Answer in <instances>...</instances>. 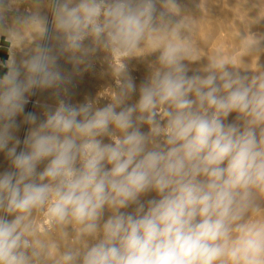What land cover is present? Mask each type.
Segmentation results:
<instances>
[{
  "label": "clouds",
  "instance_id": "9594fccd",
  "mask_svg": "<svg viewBox=\"0 0 264 264\" xmlns=\"http://www.w3.org/2000/svg\"><path fill=\"white\" fill-rule=\"evenodd\" d=\"M35 4L9 23L11 5L0 0L12 49L22 43L16 24L39 36L19 61L10 51L0 62V153L9 162L0 264H264V70L239 71L221 52L192 69L193 21L180 0ZM261 47L264 34L253 33L241 52ZM99 52L119 61L117 90L102 107L73 103L69 85ZM153 54L137 86L127 61ZM36 90L57 101L40 105L42 119L25 111Z\"/></svg>",
  "mask_w": 264,
  "mask_h": 264
},
{
  "label": "rangeland",
  "instance_id": "374dc122",
  "mask_svg": "<svg viewBox=\"0 0 264 264\" xmlns=\"http://www.w3.org/2000/svg\"><path fill=\"white\" fill-rule=\"evenodd\" d=\"M180 2L185 7V15L193 21V27L188 35L194 52L199 59L191 64L192 69L204 67L208 62V58L216 52H221L225 57L236 59L237 70L246 71L249 75L255 73L257 66H260L259 64H264V59L261 60L264 58V47H261L259 52L251 55L241 54V45L244 38L254 32L264 34V20H261L259 24L255 23L258 17H264V0H180ZM9 3L11 11L6 14L9 23L16 16L23 18L36 11L35 0H9ZM42 12L48 16L50 15L47 7H44ZM15 28L19 34V40L22 41L20 46L15 49L11 48L7 35L0 32L1 53L3 49L5 50V57L1 62L8 59L10 51L15 52L19 61L23 52L33 47L39 39L38 33L32 24L20 23L16 24ZM231 42L233 45H231ZM240 55H243L242 58L246 59L243 58L242 61ZM155 58L156 54H153L134 57L127 61L128 71L137 86L148 76V64L154 61ZM58 62L66 69L70 70L72 68V65L68 64L63 57ZM118 67L119 61L115 63L109 54L97 53L93 58V66L88 71L74 77L73 83L69 85L71 101L79 103L83 102L85 98H90L100 107L109 103L111 93L117 90L115 70H118ZM260 67L262 68V66ZM1 68L0 75L6 71L5 68ZM136 98L137 96L134 95L133 100ZM56 103V99L52 96V90H36V94L30 97V103L26 105L25 111L31 109V112H35L42 119L44 109L40 105L54 106ZM234 117L235 114L233 113L228 119L232 120ZM22 119V116L17 117L20 127L15 132V135L21 140L28 128V125L22 123ZM8 167L9 162L5 159L4 154L0 153V172ZM153 195L154 193L144 199L151 198ZM105 215L107 216L108 213Z\"/></svg>",
  "mask_w": 264,
  "mask_h": 264
},
{
  "label": "bare ground",
  "instance_id": "6f19581e",
  "mask_svg": "<svg viewBox=\"0 0 264 264\" xmlns=\"http://www.w3.org/2000/svg\"><path fill=\"white\" fill-rule=\"evenodd\" d=\"M244 20H246V19H244ZM49 21H51V13H50V15H49ZM247 22V21H246ZM240 23V22H239ZM248 23V22H247ZM214 33V32H213ZM212 33V34H213ZM255 33V32H254ZM214 35V34H213ZM230 38V37H229ZM199 39V38H198ZM228 40V39H227ZM226 42V41H225ZM228 42V41H227ZM45 43H48V41H45ZM196 43V42H195ZM232 43V42H231ZM231 45H233V43L231 44ZM242 54V53H241ZM264 54V53H263ZM242 56L243 55H240L239 57H241L242 58ZM244 58V57H243ZM243 58H242V61H243ZM244 59H246V58H244ZM264 58H262L261 60H263ZM238 60H241V59H238ZM258 60V59H257ZM239 62H241V61H239ZM264 62V61H263ZM260 63H262L261 61H260ZM240 64V63H239ZM241 64H243V63H241ZM260 66H262V68H264V64H259ZM261 68V69H262ZM264 70V69H263ZM252 74H255L254 72L252 73ZM101 85V84H100ZM103 93V92H102ZM28 111H31V109H28ZM26 125V124H25ZM27 126V125H26ZM24 137V136H23ZM23 137H22V140H23ZM21 147H22V145H21ZM20 150V149H19ZM58 238V237H57Z\"/></svg>",
  "mask_w": 264,
  "mask_h": 264
},
{
  "label": "crops",
  "instance_id": "0c3cea01",
  "mask_svg": "<svg viewBox=\"0 0 264 264\" xmlns=\"http://www.w3.org/2000/svg\"><path fill=\"white\" fill-rule=\"evenodd\" d=\"M5 57V50L3 49L2 50V53H1V50H0V62H1V60H3V58ZM1 67H0V72H1Z\"/></svg>",
  "mask_w": 264,
  "mask_h": 264
}]
</instances>
